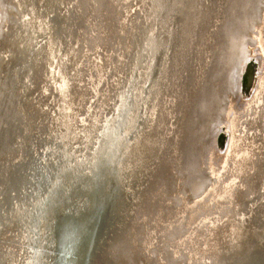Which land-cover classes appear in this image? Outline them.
Masks as SVG:
<instances>
[{
	"label": "bare ground",
	"instance_id": "1",
	"mask_svg": "<svg viewBox=\"0 0 264 264\" xmlns=\"http://www.w3.org/2000/svg\"><path fill=\"white\" fill-rule=\"evenodd\" d=\"M31 1L25 2L23 11L26 14L33 13L35 7L41 6L42 13L46 15L44 22L49 27L46 31L42 30L44 37H53L55 40L58 37L62 40L68 35L74 47L79 46L76 50L81 60L78 71L81 80L77 99L70 90L73 86V81L70 80L67 91L56 95L58 99L53 102V107L50 106L52 112L48 113L51 114V120L48 115H44L43 121L38 123L42 127L35 130L33 127V132L29 133H26L24 121L20 120L15 112L13 95L7 88L0 94V264L26 262L31 253L49 237L54 224L60 223L55 225V234L65 226L68 220L65 216L70 210L73 209L69 216L74 218L84 212L86 206L89 209V205H93L90 195L98 192L99 180L106 173L110 176L115 168L127 176L131 173L134 187L138 186L140 181L143 182L137 195V206L132 208L125 222H121L123 217L119 214L117 220L115 216L112 218L117 224L121 222L120 231H126L127 238L133 236L138 240L137 245L143 243L152 238L154 231L159 227V221L153 222L159 219L152 220L156 212L153 209L154 203L159 201L163 193L156 192L159 188L153 189L157 182V179L153 180L156 178L153 167L157 171L158 166L161 167L164 162L166 171L157 182L159 187L164 185V182L160 185L163 179L171 181L176 177V187H171L172 191L165 194L166 199H162L170 204L180 195L181 183H190L189 171L191 176L197 170L198 175L202 174L209 158L211 137L219 120L224 119V97L229 94L227 100H231L230 97L236 91L239 74L241 75L244 67V45L246 41L255 40L253 36L246 34L231 44L225 39V31L235 32L234 29H237L240 23L251 25L249 14L257 11L253 30L257 38L264 16V0H205L203 4H206V9H198L203 0H173L172 5L169 0H65L68 9L63 10L62 3L61 14L57 15L54 6L58 4V0ZM19 2L20 0H0V63H4L22 43L26 44L27 48L29 39L33 38L32 32L22 30L19 25L27 17L24 14L21 16ZM220 4H224L221 10ZM237 12L239 16L236 15ZM121 19L124 20L123 26L120 24ZM165 28L169 29L168 33L164 32ZM150 29L153 32L152 38L147 40L146 46L140 47L145 48L144 53L131 50L129 46L132 37V42H135L137 38L150 32ZM240 32L238 30V33ZM117 36L129 37L128 52L127 46L112 45L116 44ZM86 41L90 52L84 47ZM120 44L124 45L123 40ZM125 51V60L119 71L125 69V74L122 75L117 71L119 66L115 60H122ZM89 57H92L94 65L89 62ZM55 64L57 63L52 64L54 70ZM100 70L102 82L98 83V78L94 76L96 71ZM72 72L73 63L67 67L65 75ZM128 74L129 77L125 80ZM55 82L58 81L55 79ZM54 88L53 93H56V87ZM89 91H94V97L99 99L90 98ZM255 93L247 105L250 110L237 120L239 126L250 124L249 129L248 125L244 126V131L245 135L248 133L251 137L250 146L252 144L253 150H256L255 166L251 174L256 172L252 184L257 180V185L252 195L250 192L251 202L259 196L264 182V75H261ZM62 95L68 100L65 104L67 112L63 109V120L55 122L64 101ZM46 101H38L37 97L33 96V107L35 105L39 113L43 110L45 113L41 114H46L47 109L39 106H45ZM91 102H96V105L93 107L94 111L87 113L86 120L75 112L76 120L74 124H69L70 110L75 111L74 108L79 106L85 111ZM164 104L167 105L166 108L163 107ZM56 106L59 111L53 113ZM113 107L115 112L110 115L108 111L111 112ZM122 117H126L124 124L121 122ZM169 118H174L173 123L169 122L171 140L167 147L163 142L162 151L156 158L151 157L154 141L159 133L156 128L162 126ZM122 125L123 131L119 134L121 138L114 141L118 137L116 129ZM57 129L61 131L60 136L50 144L51 138L46 139L47 135L50 132L53 134ZM107 139L113 140L112 144L115 145L118 141L117 146L110 151V156L101 147V142L104 146ZM248 140L249 138L247 143ZM169 146L172 147V168H166L169 163L166 156ZM239 148L240 145L237 146L238 150ZM241 160L239 157L235 164H231V170L238 173L240 166L237 164ZM257 164L259 166H256ZM109 166L111 171L108 173ZM126 166L129 169L123 171ZM257 167L260 168L258 174ZM6 168L8 171H5ZM200 179L194 189H189L192 195L199 187L207 184L204 176ZM234 182L236 178L232 177V182L227 187L231 188ZM218 190H210L215 196L210 195L213 198L208 197V201L201 199L194 205L184 204L177 224L174 223L175 228H181L185 223L189 226L190 221L192 225L189 226V232L196 233L201 227L204 228L213 215L209 216L207 222H198V219L210 210L213 203L219 207L224 200V193L220 194L221 189ZM186 193L190 197V194ZM111 198L112 195L108 200L111 201ZM182 201L185 202L184 199ZM225 202L228 203L224 200L222 204ZM61 210L64 214L58 216ZM148 211L151 215H144ZM187 214L191 216L189 221L185 218ZM255 218L258 221L264 220V205L261 208L259 206L258 214L250 217L252 224L246 226L242 232L247 235L245 233H249L248 230L253 227V234L250 233L247 238L248 256H251V251L254 252L253 258L258 264L261 253L252 243L257 244V248L263 245L264 231L256 232ZM138 226H144V235H140L141 229H138ZM197 234L190 233L187 238L182 237L175 241L174 245L171 244L174 256L178 257L182 249L188 256L189 264L191 261L195 264L203 257L205 260L206 256L201 258L200 254L207 250L209 240H206L204 246H200L203 242L195 240ZM243 234L239 235L241 239ZM236 237L237 235L235 239ZM49 238H52V234ZM132 241L130 239L129 242ZM115 242L116 235L110 244ZM117 243L119 250L126 245L124 240H118ZM156 243L148 241V249L153 248ZM109 258L107 264L128 263L116 255ZM244 264H250V259Z\"/></svg>",
	"mask_w": 264,
	"mask_h": 264
},
{
	"label": "water",
	"instance_id": "2",
	"mask_svg": "<svg viewBox=\"0 0 264 264\" xmlns=\"http://www.w3.org/2000/svg\"><path fill=\"white\" fill-rule=\"evenodd\" d=\"M30 1L31 0H20V2L18 3L19 9H21V16L23 14L24 16H27L22 20V22H20L19 25L22 26V30H29V32H32L33 38L29 39V46L27 45V48L26 44L22 43V46L15 48L13 54L4 63H0V94L3 93L2 91L4 88H7L8 91H10V93L13 95V97L15 98V112L19 116L20 120L24 121L23 126L25 128L26 133H29L31 131L33 132V127L34 130L39 127H42L38 123L43 121L44 115H48L51 120V114L48 113L52 112L50 106L53 107V102L58 99L56 95L62 92L65 93L67 91V87L70 84V80L73 81V86L70 87V90L72 91V95H74L77 99V97L79 96V81L81 80V74H79L78 72L80 69L81 60L80 56L78 55V51L76 50L79 49V46L78 48L76 46L74 47V44H72V41H70L71 38H69L68 35L66 39L64 36V39L62 40H59L58 37L57 40H55L53 37H50L48 39L44 37V33H42V30L46 31L47 28L49 29V27L47 26L46 22H44L46 20V15L42 13L41 6L38 8L34 6L35 8L33 9V13L26 14L23 11L25 2L29 3ZM64 1L65 0H58V4L56 3V5L54 6V8L57 9L55 15H57V13L61 14L62 3L64 4L63 10L68 9V6L66 5V3H64ZM204 1L205 0H203L202 3L200 2L201 4L198 9H201V7L206 9L207 6L206 4H203L205 3ZM226 1L227 0H225V2ZM169 4L172 5L173 0H169ZM209 7L211 9V6ZM223 8L224 4H222V6L220 4L219 10ZM230 14L232 15L231 11ZM236 15L239 16V13L237 12ZM249 16V23H252L251 25H242L240 23L238 28L234 29L235 32H233L232 30L225 31V39L229 40L231 44L235 43L240 38H243L246 34L249 37L253 36L255 38V40L246 41L244 45V54L242 56L243 63L247 57L245 48L249 44H255L258 40V38H256V34L253 33L254 22L256 21L257 17V11L253 14L250 13ZM120 24L121 26L124 25L123 19H121ZM163 30L165 33L169 32L168 28H165ZM238 30H240L241 32L238 33ZM142 31H144V29ZM78 33L79 31L72 37V39L75 38ZM152 33L153 32H151L150 29V32H147L146 34L140 36L135 40V42H132V37L129 46L130 49L136 50L140 53H144L145 48L141 49L140 47H144L147 45L146 42L149 38H152ZM121 40H123L124 45L120 44ZM128 43V36H117L116 44L112 45L123 47L127 46L126 51L128 52ZM151 45L152 43L150 44V46ZM84 47H86V51L90 52V48L88 46L87 41L86 43H84ZM126 51L124 52L122 60H115V63L119 66L117 71L122 75L125 74V69H123L122 72L119 71L121 70L123 62L125 60ZM91 59L92 57H89L88 60L92 65H94ZM55 62L57 64H55L54 70L52 64ZM72 63V74L65 75L67 67H70ZM43 70H45V74L42 75ZM57 70L59 71V73ZM132 70L129 71V73H131ZM55 72L56 75H54ZM100 74L101 70L99 72L96 71V76H94L98 78V83L102 82V80H100ZM262 75H264V69L262 70ZM127 77H129V74L125 77V80ZM55 79L58 82H55ZM54 87H56V93H53V89H55ZM89 93L91 94L90 98L99 99L98 97H94V91H89ZM255 95L256 93H254L253 97ZM33 96H36L38 101L47 100L44 103L46 104L45 106H43V104H39V106H42L43 108L47 109L46 114H41L45 113L43 110H40L39 113V110L36 109L35 105L33 107ZM227 96H229V94H226L223 100V105L225 107H227V104L229 103V100H227L229 97L227 98ZM63 100V105L61 104L62 108L60 110L59 115L55 118V122L58 120H63V109H65V111L67 112L65 104H67L68 100L65 96H63ZM26 101H28L29 103L27 104ZM93 104L91 102L88 109H84L85 111H82L79 106L74 108L75 111L70 110V113H68L70 114L68 121L69 124H74V121L76 120L75 112L81 114V118H84L86 120L87 113L91 112L92 110L94 111L93 107L96 105V102H94ZM47 105L49 106L48 108ZM163 107L166 108L167 105L164 104ZM58 111L59 107H54L53 113ZM113 111L115 112L114 107L113 110L111 112L108 111V113L111 115ZM121 122L124 124V122H126V117H122ZM169 122L173 123L174 118L172 120H170L169 118L163 123L162 126H158L156 128V132L159 133L157 139L154 141L155 145L152 148L151 157L156 158L157 155L161 153L163 142L165 143L166 147L169 144L171 140L169 135L171 132L169 129ZM246 125L248 124H242V126ZM249 125L248 129L250 128ZM78 126H80L79 122ZM123 127L124 125H122L121 127H117L116 136L118 137L114 141L120 140L121 135L119 134L120 131H123ZM242 132L241 134H243V136H241L244 139H241V149L239 148L240 150L237 152L236 155V157H238L237 159H239V157L240 159H242L241 162L237 164L240 166V169L238 173L234 172L233 170H231V168L233 167L231 166V164L233 165V163H230V168L228 169L227 173V177L230 176V179L228 180H232V177L236 178V182L233 183V186L231 188H228L226 185L225 188H222L221 186L223 184H218L219 181L212 183L211 178L213 177H210V174L208 173V158L206 161L207 165H204L202 174L198 175L197 170L191 176L190 171L188 172L189 177H191V184H188L186 182L181 183L182 185L180 195H177L175 201L170 204L167 200L165 201L162 199H166L164 198V196L166 193L172 191L171 187H176V177H174L171 181H165L163 179L160 182V185L163 182L164 185L159 187L157 182L165 174L164 171H166L165 165H163L164 162H162L161 167L158 166L157 171L153 167L154 172H156V178H154L153 180L157 179V182L153 186V189L156 190L157 188H159V190L156 192L163 194L159 198V201L154 203L155 207L153 211L156 212L154 213V218L152 220L158 218L159 220H154L153 222L155 223L159 221V227L156 229V231H154L155 233L152 238L146 239L143 243L137 245L136 242L138 240H136L135 238H133V236L130 235V239L133 240L132 243H130V239L126 236V231H120V223L125 222L126 218L132 212V208L134 206L136 208L137 206V195L141 191L143 182L140 181L138 183V186L134 187V184L132 183L131 179L132 174L130 173L127 176L126 173L123 174L121 170L115 168V170L110 176L106 173L99 180L97 189L98 192L96 194L90 195L93 205H89V209H87L86 206V210L74 216V218L69 216L73 209L70 210L68 215L65 216V218H68V223L66 221L65 226L63 228H60L59 232H56L57 234L54 233V231L56 230L55 225H59L60 223L58 222L54 224V228L52 227L51 230L52 233L50 232L49 235L50 237L52 234V238L48 237L37 250L31 253V255L27 258L26 262H24L23 264H107L110 259L109 256L111 255H116L120 257L123 261H128L127 264H189L187 258L188 256L182 251V249L180 250V253H178V257L174 256L173 245L178 239L182 237L187 238V235H189L190 233H193V235L198 233L196 236L197 239L195 240L203 242L202 244H200V246H204L206 244V240H209L207 250L204 251V253L200 254L201 258L203 256H206L205 260L203 257L201 260L198 259L195 264H244L247 263L248 258L250 259V264H256L255 259L253 258L254 252L251 251V256H248L249 248L247 247V238L250 237V233L251 235L253 234V227L248 230L249 233H245L247 235H244L242 232L245 230L246 226L252 224V220H250V217L252 218L253 216H255V213L258 214L259 206L261 208L264 205V182L259 196H257L256 199L251 202V199L249 198L250 192L252 195L253 190H255L257 185V180L254 181L252 184V178L254 177L256 172L253 175L251 174V171L255 166L256 150H253L252 144L250 146L251 137L248 135V133H246L245 135V131L243 130ZM60 133L61 131H58L57 129L56 131H53V134L50 132V134L47 135L46 139L51 138V144L53 141L59 138ZM248 138L249 140L247 143ZM252 139L254 138L252 137ZM114 141H110L107 139L104 146L103 142H101V147L104 148V150L108 153L109 156L112 153L110 151L113 149V147L117 146L118 141L116 145L112 144ZM182 142L183 141L181 140V143ZM229 147L230 144L228 145L227 149H229ZM174 150H176L175 147ZM171 151L172 147L169 146L166 153V156L169 158V163L168 165H166V168H172L173 165V160L170 157ZM120 154L119 156L121 157ZM235 163L236 162H234V164ZM262 163H264V160ZM110 166L107 170L108 173L111 171ZM256 166H259V164H257ZM128 169L129 168L126 166L123 168V171H127ZM256 169L258 174L260 168L258 169L257 167ZM5 171H8V169L6 168ZM202 176L207 179V184L202 187H199L195 191V194L192 195L189 189H194L196 187V184H198V180ZM227 177L225 179H227ZM200 181H202V179H200ZM209 187L215 188L216 190L221 189L220 194L224 193L223 199L226 200L228 203L225 202L222 204V201L224 202V200H222V205L220 204L219 207H216V205L213 203V205L210 207V210L207 213L205 212L204 215L201 216L202 218L210 219L209 216L213 215L212 218L209 220V222L204 228L201 227V229L196 233L189 232L191 231V229L189 228V226L192 225L191 221L189 222V226L185 223L181 228H175L176 226L174 225V223L177 224V219L179 217V214H182L181 208H184V204L187 203L190 206L191 204L197 203L196 200L201 199L203 197L208 201V197H210L211 195V193H208V191L210 190ZM186 192L190 194V197L187 196ZM217 192H219V190ZM203 194L205 195L203 196ZM111 195L112 198L111 201H109L108 199H110ZM182 199H184L185 202H183ZM65 210L66 208L63 211ZM63 211L61 210L58 216H60L61 213L64 214ZM148 213H144V215H151L150 213ZM117 214L123 217L121 222L118 224L114 221V219L112 220L113 216H115L117 220ZM185 218L187 221L191 220V216L188 214L185 215ZM256 222V232L260 231V233H263L264 220L261 219L260 221H258V219H256ZM62 223L64 224V222ZM138 227H140L138 229H141L140 235H144V226ZM237 232L243 234L242 239L241 236H239L240 234H237ZM115 235V244H110V241L114 238ZM236 235L237 237L235 239ZM118 240H124V244H126L121 250H119L118 248ZM148 241H156L157 243L154 245L153 248L148 249ZM252 245L261 253V256L257 263L262 264L263 262L264 264V244H261L258 248L257 244L252 243ZM111 260L115 261L114 259ZM190 264H192V261L190 262Z\"/></svg>",
	"mask_w": 264,
	"mask_h": 264
},
{
	"label": "rangeland",
	"instance_id": "3",
	"mask_svg": "<svg viewBox=\"0 0 264 264\" xmlns=\"http://www.w3.org/2000/svg\"><path fill=\"white\" fill-rule=\"evenodd\" d=\"M260 26L261 28L257 34V42L252 45L249 44L246 47V59L248 60H245L246 62L244 61L243 70L241 71V75L239 74V78L236 82V91L230 97L231 100L227 107H225L224 119L219 120L216 131L211 137L208 173L210 177H213L211 178L212 183L219 181L218 184H223L221 186L222 188H225V185L227 186L232 182V180H228L230 176L227 177L229 164L236 162L238 158L236 157L237 152L241 149L240 147L238 150L237 146H239L241 142L239 135L243 136L244 134L242 132L244 126H239L237 120H239L244 112L246 114V112L250 110V107H247V105H249L252 100L261 79L262 70L264 69V16ZM241 132L243 134H241ZM229 144H231V146L227 149ZM226 177L227 179H225ZM212 189L213 188H210V190ZM210 190L208 191L209 194ZM212 194L214 195V193H211V195ZM204 195L205 194H203V196ZM209 198H213V196ZM201 199H204V197ZM201 199L196 201L198 202ZM210 201L212 202V199ZM215 201H217V199ZM198 220V222L203 220L207 222V218L200 217Z\"/></svg>",
	"mask_w": 264,
	"mask_h": 264
}]
</instances>
